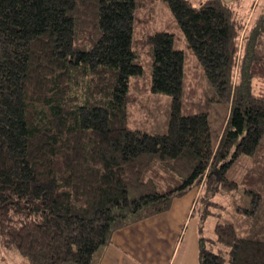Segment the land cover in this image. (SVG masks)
Returning a JSON list of instances; mask_svg holds the SVG:
<instances>
[{
  "label": "trees",
  "instance_id": "1",
  "mask_svg": "<svg viewBox=\"0 0 264 264\" xmlns=\"http://www.w3.org/2000/svg\"><path fill=\"white\" fill-rule=\"evenodd\" d=\"M165 1L230 106L217 140L209 111L184 101L186 53L170 31L149 37L151 90L170 96L164 122L126 124L145 76L136 18L151 19L142 9L156 0H0V242L26 264H98L119 229L194 189L192 215L205 219L220 190L241 185L246 231L218 221L200 264H264V18L248 37L240 0Z\"/></svg>",
  "mask_w": 264,
  "mask_h": 264
},
{
  "label": "rangeland",
  "instance_id": "2",
  "mask_svg": "<svg viewBox=\"0 0 264 264\" xmlns=\"http://www.w3.org/2000/svg\"><path fill=\"white\" fill-rule=\"evenodd\" d=\"M206 0H194V4L200 5ZM227 3H232L236 0H223ZM145 16L148 15L152 19L144 18V14L139 13L136 18L135 25V50L137 52L138 61L145 68V76L141 79H136L133 85L132 93L134 100L130 104L129 116L126 124L129 128L147 129L150 132H156L161 127L165 119V101L170 99L169 95L162 93H154L151 90L152 79V64H153V48L150 43V35L157 31H170L175 34V47L182 49L186 53V73L184 84V101L195 107V111H202L199 108L204 107L209 111V119L212 128V135L214 140H217L226 124L230 106L225 102L217 100L215 90L206 75L203 73V68L198 62V59L189 46V43L179 27L175 16L173 15L168 3L165 0H156L155 6L150 7L149 10L143 7ZM239 17L243 18L244 25L247 23L249 30L258 24V21L264 18V0H240L238 3ZM143 15V16H142ZM248 21L246 22V20ZM246 22V23H245ZM151 32V33H149ZM257 36V52L264 55V29ZM243 38L240 40L242 44ZM240 52L243 45H240ZM242 47V48H241ZM236 71H238L236 69ZM236 81V79H235ZM256 89L262 90L264 82L257 80ZM167 120V117H166ZM160 124V125H159ZM165 129V128H164ZM163 129V130H164ZM194 189L180 198H177L174 203V209L182 205L181 201H187L183 205L182 217L186 214V219L183 221L171 220L165 221L168 226H173V242L169 240V245L165 248V243L162 244V254L159 255V262L163 264H200V252L205 238H215V225L218 221L233 223L240 234H244L248 225L249 219L239 210L240 207H247L250 205V196L245 192V188L241 185L236 190H220L217 193L215 200L218 204L212 205L209 209L211 214L205 219L202 218L200 210L192 215L191 202L197 193ZM199 194V192L197 193ZM197 197V196H196ZM196 199V198H195ZM190 201V202H189ZM195 201V200H194ZM203 202V201H202ZM210 203V202H208ZM195 202H193V208ZM202 211L205 209L203 205ZM177 211L173 217H178L180 214ZM165 218L163 215L156 216L148 225L155 221V219ZM178 225L180 228L177 229ZM167 230H170L168 228ZM145 231V229H143ZM182 241V242H181ZM178 242V247L176 244ZM179 249V252H178ZM166 252V254H165ZM175 259L173 261V259ZM0 264H26L22 255L14 249L4 247L0 242Z\"/></svg>",
  "mask_w": 264,
  "mask_h": 264
},
{
  "label": "crops",
  "instance_id": "3",
  "mask_svg": "<svg viewBox=\"0 0 264 264\" xmlns=\"http://www.w3.org/2000/svg\"><path fill=\"white\" fill-rule=\"evenodd\" d=\"M247 21L248 19L246 22ZM244 27L245 29L248 28L247 23ZM197 193L191 202V209H193V202ZM176 201L174 200L169 211L157 215H163L165 218L155 219V221H152V223L148 225L147 221L151 222L149 220L156 218V216H153L116 231L113 235L112 242L97 253L98 264H163L164 260L159 262V255L162 254L161 249H163L162 244L166 242L165 248H167L169 240L173 239V232L175 231V229L173 230V226H168L167 223L175 219L184 222L186 214L188 213L187 211L183 217L180 213V211L183 210V205L186 204L187 201H181L182 203L180 204L182 205H179L175 210L173 207ZM176 211L180 214L178 217L172 218ZM165 221H167L166 224ZM168 228H170V230H167ZM178 228H180V225H178L177 229ZM143 229H145V231H143ZM171 241L173 242V240ZM179 244L182 245L180 242L176 245L180 247L181 245L179 246ZM175 259H173V261ZM170 264H174V262Z\"/></svg>",
  "mask_w": 264,
  "mask_h": 264
}]
</instances>
